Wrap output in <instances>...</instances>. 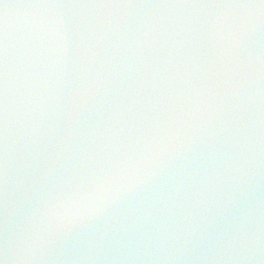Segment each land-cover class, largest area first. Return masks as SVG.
I'll return each instance as SVG.
<instances>
[{
    "label": "water",
    "instance_id": "water-1",
    "mask_svg": "<svg viewBox=\"0 0 264 264\" xmlns=\"http://www.w3.org/2000/svg\"><path fill=\"white\" fill-rule=\"evenodd\" d=\"M0 24V264H264V0Z\"/></svg>",
    "mask_w": 264,
    "mask_h": 264
},
{
    "label": "snow or ice",
    "instance_id": "snow-or-ice-1",
    "mask_svg": "<svg viewBox=\"0 0 264 264\" xmlns=\"http://www.w3.org/2000/svg\"><path fill=\"white\" fill-rule=\"evenodd\" d=\"M7 43L6 29L0 24V48L4 49Z\"/></svg>",
    "mask_w": 264,
    "mask_h": 264
}]
</instances>
